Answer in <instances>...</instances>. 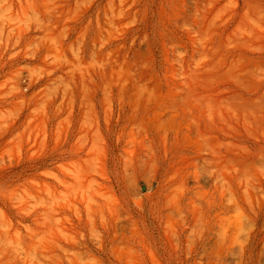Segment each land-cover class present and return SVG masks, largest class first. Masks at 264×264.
Here are the masks:
<instances>
[{
  "label": "rangeland",
  "instance_id": "obj_1",
  "mask_svg": "<svg viewBox=\"0 0 264 264\" xmlns=\"http://www.w3.org/2000/svg\"><path fill=\"white\" fill-rule=\"evenodd\" d=\"M0 264H264V0H0Z\"/></svg>",
  "mask_w": 264,
  "mask_h": 264
},
{
  "label": "bare ground",
  "instance_id": "obj_2",
  "mask_svg": "<svg viewBox=\"0 0 264 264\" xmlns=\"http://www.w3.org/2000/svg\"><path fill=\"white\" fill-rule=\"evenodd\" d=\"M41 94H42V93H41ZM42 97H43V96H42ZM43 98H44V97H43ZM43 98H41V99H43ZM41 99H40V100H41ZM39 102H40V101H39ZM39 104L41 105V103H39ZM43 105H44V104H43ZM41 107H42V106H39L38 108H41ZM43 182H44V181H43ZM39 190H40V189H39Z\"/></svg>",
  "mask_w": 264,
  "mask_h": 264
}]
</instances>
